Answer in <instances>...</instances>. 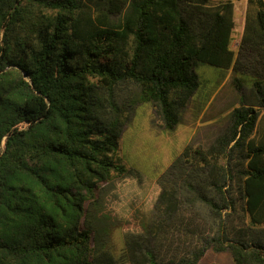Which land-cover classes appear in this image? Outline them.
I'll list each match as a JSON object with an SVG mask.
<instances>
[{
    "label": "trees",
    "instance_id": "1",
    "mask_svg": "<svg viewBox=\"0 0 264 264\" xmlns=\"http://www.w3.org/2000/svg\"><path fill=\"white\" fill-rule=\"evenodd\" d=\"M234 27L231 0H0V264H197L209 249L264 264V0H246L236 51ZM198 63L232 70L239 105L158 176L114 256L102 196L135 172L128 114L148 102L174 129Z\"/></svg>",
    "mask_w": 264,
    "mask_h": 264
},
{
    "label": "rangeland",
    "instance_id": "2",
    "mask_svg": "<svg viewBox=\"0 0 264 264\" xmlns=\"http://www.w3.org/2000/svg\"><path fill=\"white\" fill-rule=\"evenodd\" d=\"M226 0H209L217 4ZM234 4L235 27L230 47L236 51L239 36L238 23L244 21L246 0H231ZM244 24V23H243ZM198 86L186 106L180 112L174 129L162 126L151 103L138 104L128 114V120L119 138L122 162L133 173L109 184L102 196L106 222H115L110 245L118 256L123 245V232L137 225L138 213L150 210L159 193L158 176L163 173L177 154L187 145L206 148L224 131L230 121V111L239 105L240 92L233 83L231 69H222L207 63H198L194 68ZM242 89L247 94L252 77L238 76ZM260 120L255 129L258 140L263 130L264 108L259 109ZM248 220V218H246ZM197 264H234L227 251L207 250Z\"/></svg>",
    "mask_w": 264,
    "mask_h": 264
},
{
    "label": "crops",
    "instance_id": "3",
    "mask_svg": "<svg viewBox=\"0 0 264 264\" xmlns=\"http://www.w3.org/2000/svg\"><path fill=\"white\" fill-rule=\"evenodd\" d=\"M244 21L242 22V24L238 23V27H239V36H241V33H242V30H243V24ZM235 24H236V21H235Z\"/></svg>",
    "mask_w": 264,
    "mask_h": 264
},
{
    "label": "water",
    "instance_id": "4",
    "mask_svg": "<svg viewBox=\"0 0 264 264\" xmlns=\"http://www.w3.org/2000/svg\"><path fill=\"white\" fill-rule=\"evenodd\" d=\"M25 76H27V75L25 74Z\"/></svg>",
    "mask_w": 264,
    "mask_h": 264
}]
</instances>
